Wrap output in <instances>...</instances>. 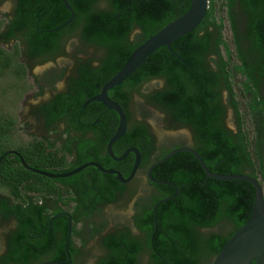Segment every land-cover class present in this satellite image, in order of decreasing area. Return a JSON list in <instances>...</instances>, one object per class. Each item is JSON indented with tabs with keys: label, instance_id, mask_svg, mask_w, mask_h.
<instances>
[{
	"label": "trees",
	"instance_id": "trees-1",
	"mask_svg": "<svg viewBox=\"0 0 264 264\" xmlns=\"http://www.w3.org/2000/svg\"><path fill=\"white\" fill-rule=\"evenodd\" d=\"M16 1V16L6 24L8 29L3 30L6 20H0V38L9 40L15 29L20 30L21 38L27 40L26 49L21 52L30 59L38 62L55 59L65 53L67 37L73 35L85 46L103 50L104 57L97 67L90 61L81 63L79 76L71 79V87L82 104L96 93V84L102 87L136 48L184 14L192 0H68L75 15L62 27L72 16L62 0ZM227 26L229 38L225 35ZM172 49L174 53L167 47L157 49L123 84L110 90L111 97L119 102L131 121L122 140L127 145L136 144L149 156L146 149L153 144L154 137L148 132L145 116L141 121L133 119L131 91L141 92L143 82L163 78L165 88L146 92L145 98L164 111L176 128L187 126L192 130L193 148L210 171L249 174L264 187V0H209L204 20L195 30L174 41ZM20 56L18 44L11 52L0 45V72L11 70L18 78H25L29 69ZM62 100L63 96L58 95L57 100L41 110L46 124L51 125L66 115ZM229 108L234 112L235 129L225 123ZM112 114L118 121L117 113ZM16 124L14 117L0 115V157L10 149L18 153H11L0 162V184L13 199L29 203V207L0 206L6 215L15 213L21 225L20 237L15 238L16 252L5 256L4 262L28 264V258L36 253L34 247L24 245L27 218L29 215L40 221L49 218L45 205L32 202L34 196L39 199L43 194L62 200L61 190L54 189L55 182L80 183L82 178L94 173L100 180L85 179L86 185L78 184L76 200H94V205L98 201L111 202L117 199V192L102 184L109 175L94 166L69 178L57 179L30 169L62 173L89 161L107 167L102 147L108 138L103 134L95 142L78 141V156L69 162L65 151L51 148L54 142L46 145L44 140L35 139L19 147L9 143ZM165 150L167 153L171 149ZM152 175L170 184L151 185L154 192L135 218L137 227L147 234L146 244L127 233L104 237L110 255L99 264H139L137 254L145 247L150 252L148 264H212L226 242L249 220L254 188L246 181L207 177L198 160L188 152L175 154L155 167ZM124 190L125 187H120V191ZM167 197L172 198L155 209ZM55 225L64 237L58 239L50 232L40 248L43 251L56 248L52 260H66L69 230L66 218ZM226 227L228 231L223 230ZM102 230L95 227L92 235ZM74 232L79 233L80 229L74 227ZM20 247L27 254L24 258ZM69 249L72 253L76 251L71 245Z\"/></svg>",
	"mask_w": 264,
	"mask_h": 264
},
{
	"label": "flooded vegetation",
	"instance_id": "flooded-vegetation-1",
	"mask_svg": "<svg viewBox=\"0 0 264 264\" xmlns=\"http://www.w3.org/2000/svg\"><path fill=\"white\" fill-rule=\"evenodd\" d=\"M9 2H12V3H9ZM5 3H9L12 5H11V11H9V13L7 14V19L5 22V26H3V30L8 29L6 28V24L15 18L16 7H17L16 0L0 1V5L5 4ZM74 37L75 35L71 37L68 36L67 37L68 40H66V43L69 42L71 39L73 40ZM17 43L21 45V50L23 48L24 50L26 49L27 40L25 38L24 39L21 38V31L17 29H15L14 31V36L10 38L9 40H4L0 38V45L10 52L14 50V47ZM87 48H92V49L95 48L96 51H100L101 54L100 55H90V56H76L74 58L75 60L73 61V65L70 71L66 73L63 72L64 74L62 78H59L58 76L54 80V82L62 80L63 81L62 86L58 87V85H56V82L51 83L52 89L50 91V94H48V96H45L47 92L41 93L40 97L42 101L34 107L36 115L40 117L43 128L47 130V135L35 137L34 139L30 140V142L34 141L35 139L44 140L46 145H49L50 143L54 142L55 145L52 146L51 148L54 150L60 149L62 152L65 151L66 157L69 162H73L74 159L77 158L78 156V152L76 150L78 141L85 140V142H89V141L95 142V140H97L98 137L101 134H103L106 138H108V142H109V140L114 135L119 125V120L116 121L112 114L114 111L109 110L106 106H104L100 102H94V101L88 102L90 99H92L94 96H96L100 92L102 88L100 84L95 85V89H97L96 93L90 98L85 99L82 102V104H79L80 97L77 96L76 92H74L71 87V79L73 77L79 76L78 68L81 63L90 61L93 67H97V65L101 63V60L104 57L102 49H99L97 47H91V46ZM22 54H23V57L20 58V61L24 63L28 69H31V70L39 65L46 64L49 61H53L57 57L64 56V53H63L62 55L55 57V59H50L44 62L42 61L38 62L39 60L35 61L33 59H30L27 53L26 54L22 53ZM159 80H161L163 84H160ZM146 85H149V86L147 87ZM165 85H166V82L163 78L151 79V80H148L142 83L140 87V91L144 87H147L148 91H153V90L159 91V90H163L165 88ZM131 93L133 97V94L135 93V91H131ZM58 95L63 96L62 108H64V112L66 115H64L61 118H58V120L55 121L53 124L48 125L46 124L45 115H43L41 110L44 108V106H48L49 104L57 100ZM109 96L111 97L110 93H109ZM107 117H111L112 119H108ZM130 123L131 121H128L127 131L129 129ZM146 124L148 127V132L154 137L153 144L152 145L150 144L148 148L146 149L149 152V156H147V153L142 152L136 144L127 145L126 141L122 140V138L125 135L121 139H119L116 143L113 144V153L115 157H121L127 149H130L133 147L139 149L140 154H141V163H140L137 173L135 174L132 180L127 181V182H121L118 180L116 173H113V174L105 173L96 167L99 170V172L109 175L108 178H106L102 184L108 188L110 187L111 189L117 192V199L115 201H111V202H99L98 201L94 205V200L82 199V198H78L77 200L75 199V194H76L75 192L76 190L79 189L78 184L86 185V182L83 181L85 179H87L88 182L89 180L92 182L99 181L100 177L98 176L97 173H94L93 176H89V175L85 176L84 178L81 179L80 183L55 182L54 189L56 190V192H59V189L61 190L62 200L58 199V197L56 196L52 198H47L43 194L39 196V199H37V197L34 196V198L32 199L33 200L32 202L38 205H45L46 210H47L46 215L49 218L48 220H43V221H40V219L32 215H29L27 218V221L29 222V224H28L27 230L25 231L24 245L29 246V247H34L35 248L34 252L36 253L35 255H31L28 258V261H27L29 262L28 264H41L44 262H59L60 264H87L88 261L85 260V256L87 252H84V250L86 249L88 240L95 238L97 236L100 238V243H101V246L103 247V254L98 256L92 262V264H99L102 260L107 259L109 257L110 250L104 245V242H103V238L109 235H116L118 233H127L129 234L130 237L135 238L136 240L140 241L143 244H146V237H147L146 232L140 230L139 227H137L135 223V218L137 215L140 214L139 212H141V205H144L145 200L143 201L139 199L136 202H134V211L131 216V225H124V226L120 225L119 227H116L114 230L107 231V226H106L107 222L100 220L101 213L103 210L106 209L107 206L116 203L119 199H122L125 197L131 198L136 195V191L138 190L137 188H139L140 186V174L141 173H143L144 179L146 180V183L148 186L157 184L149 180L148 178L149 168L153 164L161 160L163 157H165L169 152L178 148V147L171 148V150H168L166 154H163L160 152L159 155H156L157 147H158L157 138L153 134L150 124L148 122H146ZM179 128H189V127L180 126ZM108 142L102 147V156H103L102 158L105 160L106 164L108 165L107 167H104V168L108 170L118 171L119 173L123 175L124 178H127L130 175V172L135 162V158H136L135 153L130 152L124 159L117 160L109 154L107 150ZM185 146H189V145H185ZM67 147H69L72 150V153H69ZM179 147H182V146H179ZM13 151L17 152V150H14V149ZM62 173H65V172H62ZM66 178H69V177H66ZM155 180H158V179H155ZM158 181H161V180H158ZM0 186L2 185L0 184ZM122 186L125 187V190L123 192L120 191V187ZM151 187L153 188V186ZM5 189L7 190V188ZM153 192H154V189L152 193ZM152 193L148 197H150ZM138 202H140L139 205H138ZM3 204L8 205L9 208H14L16 207V205H20L25 208L29 207V203L23 204L22 201H16L10 196L9 192L4 193V194L0 193V206ZM68 214L71 216L72 234H71L68 246H67V239L65 242L66 260H55L54 261L52 260L53 256H55L58 250L56 248H53L49 251H43L42 248H40V245H41L40 243L42 240H45L46 235L50 232L52 235L56 236V238L58 239L61 237H64L61 230H56V228L58 227L55 225V223L58 221L64 220V217H65L67 220V225L69 227L70 221H69ZM0 216L4 224L8 228L3 244L0 243V248H1L0 264H21L14 260L8 261L7 263L4 262L5 256L16 252L17 247H16L15 238L18 239L21 234V231H20L21 225L19 224V219L17 215L13 212H11L9 215H6L1 210V208H0ZM75 223H76V226H74ZM77 225H80L79 233L74 232V227L76 228ZM95 227L102 228L103 229L102 233L92 235ZM76 240H78V242ZM70 245L72 249L76 250L75 252L72 253L70 251L69 249ZM20 249H21V255L24 258V256L27 254H25V252L22 253L24 250L23 247H20ZM142 256H144V258L146 259L145 262L142 261ZM137 258H138L139 264L149 263L150 252L148 251L147 247L141 249V251L138 252ZM24 262L26 263L25 260Z\"/></svg>",
	"mask_w": 264,
	"mask_h": 264
},
{
	"label": "rangeland",
	"instance_id": "rangeland-1",
	"mask_svg": "<svg viewBox=\"0 0 264 264\" xmlns=\"http://www.w3.org/2000/svg\"><path fill=\"white\" fill-rule=\"evenodd\" d=\"M9 3L0 5V20L7 19V14L11 11L12 5ZM225 35L227 38L230 36L228 26L226 27ZM17 44L21 54L20 58H22L21 45L19 43ZM100 54L101 52L96 51L95 48L85 47L78 36L75 35L73 40L71 39L65 44L64 56L57 57L55 60L39 65L32 70L29 69L25 78H18L11 70L0 72V115L12 116L17 122L14 134L11 136L9 143L11 142L16 147H19L21 145H26L35 137L47 135V130L43 128L40 117L36 115L34 107L42 101L40 97L41 93L47 92L45 96L50 94L52 84L49 83L48 80L57 78L63 72L66 73L70 71L76 56ZM159 82L163 84L161 80H159ZM62 83L63 81L60 80L56 82V85L61 87ZM146 86L148 87L149 85ZM147 87H144L141 92H135L133 94L131 109L133 111L134 120L139 121L145 116L146 121L150 124L152 132L157 138L158 147L156 155H159L160 152L163 154L166 153L165 149L185 145L193 146L195 143L194 136L189 128H176L165 112L148 103L144 96L146 92H149ZM224 99L225 101L227 100L226 93L224 94ZM226 125L229 128H236L234 112L230 108L228 109L226 117ZM137 189L135 196L119 199L116 203L107 206L106 209L102 211L100 220L107 222V231L114 230L120 225H131L134 202L139 199L144 201L149 198L148 196L152 193L153 188L147 185L143 173L140 174V186ZM0 193H8V190L0 186ZM77 228L80 229V225H77ZM218 229L220 230V228H217V230ZM7 230L8 228L0 216V243L2 244ZM223 230L228 231L229 227ZM209 231L210 230H208V232ZM76 241L78 242V240ZM84 252H87L85 256V260L88 261H86L87 264H92L98 256L103 254L100 238L97 236L88 240ZM142 261H146L144 256H142Z\"/></svg>",
	"mask_w": 264,
	"mask_h": 264
},
{
	"label": "water",
	"instance_id": "water-1",
	"mask_svg": "<svg viewBox=\"0 0 264 264\" xmlns=\"http://www.w3.org/2000/svg\"><path fill=\"white\" fill-rule=\"evenodd\" d=\"M64 5L68 10H70L72 16L71 18L61 25H68L72 19L74 18V10L68 0H62ZM209 8V0H192L189 9L179 16L177 19L166 25L164 28L159 30L156 34L147 39L143 44H141L138 48H136L131 56L128 58L124 66L117 71V73L112 76L101 88L100 92L90 99L88 102H100L104 106H106L109 110L116 112L119 116V125L111 137L107 144V150L111 156H113L117 160L124 159L130 152L135 153L136 158L133 165V168L130 172V175L127 178H124L121 173L115 170L105 169L102 165L95 161L87 162L69 172L65 173H54L48 172L40 169L30 168L27 163L23 161L24 166L32 169L34 172L39 173L41 175L50 177V178H66L73 176L83 169L89 166H95L99 170L105 173H116L117 178L121 182H127L133 179L135 174L137 173L140 163H141V154L138 148H130L125 151V153L121 157H115L113 153V144L116 143L119 139H121L127 132L128 128V120L127 116L121 107V105L114 99L109 96V91L114 89L117 86H120L128 77H130L147 59L148 56L155 53V51L161 47H167L170 51H173L172 44L177 39L183 37L184 35L195 30L199 24L204 20L207 10ZM87 102V103H88ZM180 152H188L191 153L200 163L201 167L205 171L207 177L222 180V181H246L251 184L254 188L255 196L254 202L252 204L251 216L249 220L241 226L233 236L226 242L222 250L215 257L212 264H264V187L261 184L260 180L244 173L239 174H219L210 171L207 167L205 161L202 159L200 154L191 146H182L178 147L171 152H169L165 157L161 160L153 164L148 170V178L151 182L157 184H170L165 181L155 180L152 176V170L170 159L177 153ZM15 153L16 151L10 150L5 152L0 157V162L7 155ZM177 193L176 195H178ZM173 197V196H172ZM172 197H167L155 205V209L159 203L167 201ZM70 225L67 236V246L72 234V224H71V216L68 214ZM66 246V247H67ZM41 264H60L59 262H44Z\"/></svg>",
	"mask_w": 264,
	"mask_h": 264
}]
</instances>
